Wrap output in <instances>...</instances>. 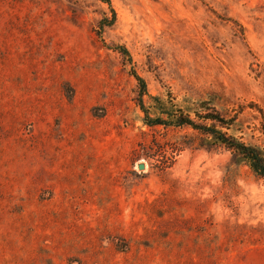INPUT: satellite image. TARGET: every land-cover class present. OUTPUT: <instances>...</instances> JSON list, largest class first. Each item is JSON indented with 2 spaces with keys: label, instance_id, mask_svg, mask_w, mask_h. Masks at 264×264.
<instances>
[{
  "label": "rangeland",
  "instance_id": "rangeland-1",
  "mask_svg": "<svg viewBox=\"0 0 264 264\" xmlns=\"http://www.w3.org/2000/svg\"><path fill=\"white\" fill-rule=\"evenodd\" d=\"M110 1L0 0V264H264V177L133 76L264 147V0Z\"/></svg>",
  "mask_w": 264,
  "mask_h": 264
},
{
  "label": "trees",
  "instance_id": "trees-1",
  "mask_svg": "<svg viewBox=\"0 0 264 264\" xmlns=\"http://www.w3.org/2000/svg\"><path fill=\"white\" fill-rule=\"evenodd\" d=\"M108 4L113 14L109 20L105 18L101 27L112 26L116 22V13L110 0H100ZM125 56L129 51L125 47L117 48ZM133 76L139 83L141 96L147 95L154 105L146 107L141 101V109L145 114L144 123L150 128L164 126L165 128L189 127L195 131L211 136L218 144L242 158L250 170L257 176L264 177V147L245 143L240 139L228 134L232 128L234 118H227L216 109L215 98L202 100L196 104L191 103L187 108H180L172 97L151 96L147 91L146 81L137 73ZM218 97V96H217ZM226 130V131H225Z\"/></svg>",
  "mask_w": 264,
  "mask_h": 264
},
{
  "label": "water",
  "instance_id": "water-1",
  "mask_svg": "<svg viewBox=\"0 0 264 264\" xmlns=\"http://www.w3.org/2000/svg\"><path fill=\"white\" fill-rule=\"evenodd\" d=\"M139 169H140V170H144V169H145V165H144V164H140V165H139Z\"/></svg>",
  "mask_w": 264,
  "mask_h": 264
}]
</instances>
